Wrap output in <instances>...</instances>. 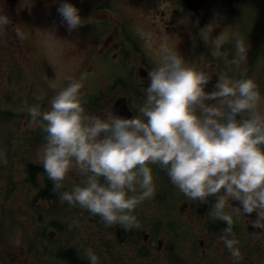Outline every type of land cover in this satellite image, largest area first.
<instances>
[{
  "label": "clouds",
  "instance_id": "obj_1",
  "mask_svg": "<svg viewBox=\"0 0 264 264\" xmlns=\"http://www.w3.org/2000/svg\"><path fill=\"white\" fill-rule=\"evenodd\" d=\"M57 11L69 31L85 23L68 0H60ZM10 19L0 10V32ZM248 47L238 36L236 58L246 60ZM215 54L221 55L218 46ZM217 77L214 90L206 91L212 75L165 43L147 73L144 101L131 118L113 109L103 117L87 114L83 75L69 78L47 110L28 105L30 123L44 133L39 159L53 191L61 201L98 215L106 227L128 229L137 225L134 209L155 194L151 165H160L187 198L202 203L213 198L209 215L226 222L220 238L238 264L241 250L227 209L238 201L235 207L244 215L255 213L254 225L264 228V111L251 77ZM6 162L0 151V164ZM72 172L83 179L65 190ZM84 256L99 264L92 248L84 249Z\"/></svg>",
  "mask_w": 264,
  "mask_h": 264
},
{
  "label": "flooded vegetation",
  "instance_id": "obj_2",
  "mask_svg": "<svg viewBox=\"0 0 264 264\" xmlns=\"http://www.w3.org/2000/svg\"><path fill=\"white\" fill-rule=\"evenodd\" d=\"M37 1L0 0V10L11 18L6 30L15 34L20 30L28 31V22L34 21L31 11ZM68 1L79 9L85 21L81 30L88 33L89 39L90 36L97 35L90 40L89 53L93 55L92 59H108L107 94L105 96L101 93L94 100L93 115L103 117L112 109L115 114L128 118L137 113L145 98L144 90L149 82L147 73L158 61L155 52L160 46L157 42L166 43L174 49L178 47L183 51H190L187 62L215 76L208 83L206 91L214 90L217 76L222 74L236 79L251 77L254 81L258 75L255 69L256 47L258 50L255 27H249V9L257 3L255 0H247L249 2L241 4L239 0H208L197 10L187 0ZM239 5L241 9H238ZM213 14L231 17V27L237 34L232 35V39L246 37L249 46L246 60L236 58L235 41L223 42L222 59L211 55V47L202 41L199 31L204 19ZM197 20L201 23L197 24L198 27L195 25ZM140 32L154 33L149 40L152 46H147L146 40L139 38ZM172 36L177 41L176 47L171 43ZM91 73L92 71L88 74L92 76ZM255 83L258 87H263L262 82L259 84L256 80ZM116 102H122L120 110L123 114L115 112ZM42 144L43 141L38 142L40 149ZM28 145L24 154H37L32 141ZM32 167L34 171L32 177L29 171L28 185L35 193L31 192L32 198L27 201L32 211L37 212L45 204L46 209L54 215L68 212L74 214V210L78 209L77 213L87 215L95 223H103L98 215H93L78 205L73 207L68 202L61 201L58 193L53 191V181L45 175L43 165L31 163L29 168ZM151 167L156 191L152 198L138 204L137 212L134 210L137 225L119 235L114 226L107 227V232L98 230V233H93L100 240L93 246L99 249L100 244V249L104 252L108 249L110 255V260L99 261V264H234L220 238L223 235L222 229L227 226L226 222L215 220L209 215L213 198H209V203L189 199L172 184L160 165L153 164ZM82 179L79 174L70 173L64 181V189H71L74 183H79ZM50 185L52 195L47 193ZM233 205L227 210L233 215V231L239 240L242 259L238 264H264V228L254 225L255 213L244 215L235 207L239 205L238 201H234ZM139 207L148 214L139 212ZM84 215L82 217H86ZM70 252L80 263L89 264V261L84 262L78 254ZM66 259L69 264H74L67 255Z\"/></svg>",
  "mask_w": 264,
  "mask_h": 264
},
{
  "label": "rangeland",
  "instance_id": "obj_3",
  "mask_svg": "<svg viewBox=\"0 0 264 264\" xmlns=\"http://www.w3.org/2000/svg\"><path fill=\"white\" fill-rule=\"evenodd\" d=\"M255 1L257 3L249 9V27H255V39L258 35V27L263 33L261 49L258 51L256 47L255 69L258 75L255 76V81L257 80L259 84L262 82L263 85L258 88L261 93L259 108L264 111V0ZM242 2L249 1L239 0V4ZM58 7L59 0H38L31 11L34 21L28 22L30 28L27 32H18L17 36L9 29L0 32V110L9 111L10 114L12 113L10 120L18 121L17 125L10 128L0 116V151H3L7 158L6 163L0 164V242L2 247L8 245V251L14 255L13 264H48L43 255L41 256L42 248L46 253V239L42 242L41 248L38 247V244H31L30 249L27 247V238L30 234L41 236L44 232L45 237L49 231V227L46 229V225L51 220L50 216L46 220V211L49 210L46 209V204L44 208L40 206L41 208L35 212L36 218L27 204V201L32 198L31 192H35L30 189L27 183L26 167L24 166L29 161L31 163L32 159L35 160L34 163L40 161V150H37L35 157L24 159L26 155L24 154L26 151L23 146L24 142L29 144L30 138L40 129L39 124L30 123L31 118L28 115L27 106L38 104L42 111L47 110L50 108V100L54 96L52 93L55 94L60 88L66 86L69 78L77 77L82 70L83 76L89 69L88 73L92 71L90 83L89 78L86 80L84 76V86L81 89L84 106L88 99H83V96L90 93L94 96L97 92L101 93L107 89L108 59H92L87 54L90 40L92 37L96 38L97 35L90 36L89 39L81 28L69 31L66 22H63L57 11ZM238 9H241L240 5ZM216 11L214 10V12ZM27 17L29 18V16ZM231 22L230 16L213 14L204 19L199 31L202 41L210 45L213 53L211 55L216 56L217 59L218 57L222 59V56L215 54L216 47L218 46L221 51L223 42L235 41L231 36L237 34L232 29ZM197 24L201 23L197 20L195 25L198 27ZM140 33L139 38L146 40L147 46H152L149 40L154 33ZM171 41L172 45H177L173 36ZM157 43L159 46L163 44L162 42ZM159 49L160 47L155 52L156 56H158ZM177 51L186 61H189L190 51H183L178 47ZM227 51L228 49H226V55ZM85 68H87L86 71ZM53 80L55 86H53ZM9 129L12 131L10 137ZM34 149H40V147L34 146ZM18 150L23 152L22 155H15ZM77 210H74V214L68 212L66 215L67 224L71 225L74 234L71 239L66 233H63L64 244L66 246H82L80 251L83 255L84 249L92 248L100 262L110 260L108 249L104 252L100 249V244H98L99 249L93 246L97 241H100L93 233L105 229L87 215L81 212L77 213ZM41 211L42 218L40 220L38 214ZM138 211L148 214L142 207H139ZM83 215L86 217H82ZM8 216H11V219H7ZM61 216L55 214L54 218L63 221L59 218ZM102 224L100 223V225ZM61 237L62 235L59 245L63 246ZM1 255L0 253V264H6Z\"/></svg>",
  "mask_w": 264,
  "mask_h": 264
},
{
  "label": "trees",
  "instance_id": "obj_4",
  "mask_svg": "<svg viewBox=\"0 0 264 264\" xmlns=\"http://www.w3.org/2000/svg\"><path fill=\"white\" fill-rule=\"evenodd\" d=\"M49 184H51L50 182H49ZM48 184V185H49ZM50 187L51 188H48L47 189V193H48V195H52L53 194V192H52V185H50ZM45 194H46V191H45ZM67 255V258H69L70 260H72V262L74 263V264H84V263H80V261H78V260H76L74 257H73V255H72V253L71 252H69V253H67L66 254Z\"/></svg>",
  "mask_w": 264,
  "mask_h": 264
},
{
  "label": "water",
  "instance_id": "obj_5",
  "mask_svg": "<svg viewBox=\"0 0 264 264\" xmlns=\"http://www.w3.org/2000/svg\"><path fill=\"white\" fill-rule=\"evenodd\" d=\"M189 1H191V2H198V1H204V0H189ZM200 5L198 4V5H196V7L195 8H197V7H199Z\"/></svg>",
  "mask_w": 264,
  "mask_h": 264
}]
</instances>
